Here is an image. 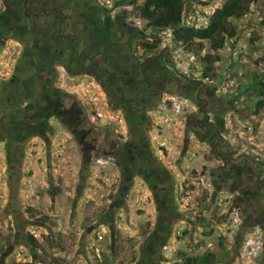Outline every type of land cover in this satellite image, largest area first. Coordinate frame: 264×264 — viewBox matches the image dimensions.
I'll return each instance as SVG.
<instances>
[{
    "label": "rangeland",
    "instance_id": "1",
    "mask_svg": "<svg viewBox=\"0 0 264 264\" xmlns=\"http://www.w3.org/2000/svg\"><path fill=\"white\" fill-rule=\"evenodd\" d=\"M95 2L113 20L118 11L122 12L124 23L136 30L135 57L165 55L172 60L174 73L201 81L225 111V141L236 153L254 159L264 169V96L258 82L264 81V66L257 63L264 57V0L251 4L249 14L234 22L237 31L221 50L203 42L190 52L172 41L170 30L156 32L145 26L138 9L143 0ZM222 3L184 0L183 24L204 28ZM155 39L159 42L152 52L138 46L140 40L152 43ZM21 54L22 45L17 40L5 41L0 49V80L12 75ZM56 72L64 105L77 101L86 115L80 128L91 132L86 141L94 150L84 175V188L76 201L82 153L76 138L54 119L49 120L53 129L50 141L45 144L33 137L20 159L8 162L4 144L0 143V264H56V260L61 264H96V253L109 264H125L153 224L155 208L147 187L137 177L125 198L126 209L118 207L114 212V236L97 226L118 192L120 174L109 160V143L127 137L122 112L109 106L91 75H68L60 66ZM193 110L188 99L169 94L162 95L147 110L150 152L171 176L174 205L184 214L163 250L168 264H182L176 260V252L188 258L212 253L214 264H264L263 251L256 258L244 254L247 239L262 245L263 232L258 227H244V217L231 202V191L214 189L210 175L217 157L210 155L206 144L185 132L186 114ZM15 185L14 199L10 196ZM17 231L20 234L16 237ZM80 251H89V258L81 256Z\"/></svg>",
    "mask_w": 264,
    "mask_h": 264
},
{
    "label": "trees",
    "instance_id": "2",
    "mask_svg": "<svg viewBox=\"0 0 264 264\" xmlns=\"http://www.w3.org/2000/svg\"><path fill=\"white\" fill-rule=\"evenodd\" d=\"M8 1L13 4V8L0 11V49L3 46L2 42L7 39L17 40L22 45V54L13 73L18 71V66L24 61L22 60L23 57L28 55L31 57L28 71L29 74H32V77L28 79L29 84L26 79L17 74L12 78L10 76L6 80H0V142H4L5 151L9 158L8 162L15 158L14 154L19 153L20 155L23 152L25 144L30 139L26 135L33 132L40 135L41 132L49 130L44 125V121L39 120L43 116L44 110L47 109V106H41L44 104L41 99H44V94L48 92V89L44 86L43 78L41 77V81L39 80L37 71L39 63L35 64L34 58H45L44 68L52 69L55 67L56 70L57 66H62L68 70L70 75L87 73L95 79L101 88L105 84L103 76L110 69L113 71L112 81L115 85L118 83L117 87L122 85L123 89L118 91V94H113L114 100L108 103L109 106H112L111 108L117 107V109L124 110L130 138L129 143L139 144V150L136 153L140 158L137 156L136 162H140L144 156L148 158V161L144 163L146 173L142 175L143 178L151 177L153 173L148 172V169L152 167L153 163L157 164L158 173L165 177L164 185L173 191L172 178L159 160L150 152L146 137V132L150 127L147 110H150L158 102V99L153 100V103L148 101L152 94L145 84L146 79L148 80L146 75L148 68L143 70L141 66H134L133 41L137 40L138 37L136 30L130 28L127 30L129 31L128 35L121 32L123 36L118 37L116 31L107 26L109 22L112 23L111 16L108 12L99 10L95 0ZM220 1L223 2L221 7L212 13L204 28L183 24L184 0H143L138 8L139 17L145 21V26L153 31L170 30L172 41L189 52L195 45L200 46L203 42L208 43L213 50H221L237 31L234 22L248 15L250 5L256 4L259 0ZM43 7H54L57 12L49 14L46 21V13L41 11ZM26 15H28L29 20H26ZM42 19L44 25L45 22L50 25L48 29L61 30L60 35L54 34L57 38L56 42L63 51L60 59H56L53 50H50L49 47L53 44L50 39L44 44L40 43L43 47L47 46L44 51L33 49L31 46L33 39L31 33L37 36V40L40 39ZM261 25L264 26V16L261 19ZM158 42L159 40L156 39L152 43L140 40L138 46L148 53L157 47ZM66 54L72 58L70 64L67 62ZM119 54L120 57L118 58ZM160 59L163 62V59ZM260 62L264 66V57L257 60L258 64ZM119 67H121L120 71H118ZM55 78H57L56 75ZM254 78L257 79L255 75ZM56 80H54V85ZM258 82L260 93L264 96V81ZM51 89L50 92L55 94L57 100L50 107L56 110V117L60 123L69 132H72L74 127L70 120H67L66 111L74 110L78 120H81L83 116L81 108L78 104H74L64 110L63 105L60 106V99H65L64 94L55 90L54 86ZM24 125L26 126L23 127ZM116 161L121 169L124 168L122 167L123 162L117 159ZM253 204L255 206L260 205L257 200H254ZM242 217H244L243 225L246 228L260 225V223L255 222V219L247 217V215L243 214ZM30 239L35 246L36 242L32 237ZM262 241L261 251H263L264 257V232ZM215 260L212 253H206L188 259L186 264H190L192 261L194 264H214Z\"/></svg>",
    "mask_w": 264,
    "mask_h": 264
},
{
    "label": "flooded vegetation",
    "instance_id": "3",
    "mask_svg": "<svg viewBox=\"0 0 264 264\" xmlns=\"http://www.w3.org/2000/svg\"><path fill=\"white\" fill-rule=\"evenodd\" d=\"M0 1L3 6L1 10L13 8V4H11L10 1ZM41 11L44 14L46 13V21L49 14L52 12H57L55 11L54 7H43ZM27 16L28 15H26V17ZM26 20H29L28 17ZM111 21L112 23L109 22L107 26H109L111 30L116 31L118 37L123 36L121 32H123L125 35L129 34V31L127 30L130 29V26H127L124 23L122 12L118 11L114 20L112 19ZM49 26L50 25H47V22H45L44 25L42 19L40 39L37 40V36L31 33V36L33 37L31 46L33 49H40L41 51H44L47 46L43 47L40 45V43L44 44L50 39L53 44L49 48L50 50H53L54 57L56 59H60L62 58L63 51L60 45L56 42L57 38L55 35H60L59 32H61V30L54 31V29H48ZM4 43L5 42H2V45H4ZM66 57L67 62L70 64L72 59L71 56L67 55ZM162 59L163 62H161L160 57L157 56H153L152 58L145 57L143 59L135 57L134 66H141L143 70L148 68L146 70L148 80L146 79L145 84L148 86V90H151L152 92L150 96L151 99H148V101L153 103V100L160 99L164 94H169L172 97L186 98L192 103L194 110L186 114L185 132L192 134L196 139L206 144L208 146L210 155L217 157L218 162L215 163L213 167L214 173L210 175V180L214 186V189L217 190L218 188L220 190L231 191L233 193L231 202L233 205H235L234 207L237 209V211L240 212V215L244 214L245 216L247 215V217L255 219V222L260 223V225L256 227L264 232V169L262 165L256 163L254 159H251L246 155L236 153L235 150L225 141V132L223 130L222 123V116L225 114V111L222 106H219L220 108L218 107V99H214L210 96L206 86L199 80H191L182 74L174 73L172 71L173 67L170 66L171 64L173 65L172 60H168L165 55L162 56ZM22 60H24L23 63H20L18 66V71L12 73L11 78L17 74L26 79V82L28 83V79L32 77V74H29L28 71L31 57L25 55ZM34 60L35 64L39 63V69L37 70L39 80L42 77L44 86L46 89H48V92L44 94V99H41V102L44 103L41 104V106H47V109L44 110V114L39 120H43L44 125H46L48 127L47 129L49 130L47 132H41V134L37 136L34 134L36 132L32 133L33 136L31 133L26 136L30 139L33 137H39L42 139V142L46 144L50 141L49 136L53 133V129L49 123V120L54 119L60 123L56 117V110L51 109L50 107L57 100L55 94L51 93L50 91L52 90L51 88L53 86L58 92L62 93V91L57 87V78H55V75L57 76V72L55 67L52 69L44 68L43 63L46 61L45 58L42 59L39 57L34 58ZM62 68L67 72L68 75H70L66 68ZM120 68L121 67L118 68V71H120ZM112 74L113 71L110 69L105 72L103 76L105 79V84H103L104 86L101 88L109 103L114 100L113 94H118V91L123 89L122 85L117 87L118 83H116L117 85L114 84L112 81ZM54 80H56L55 85ZM40 81L39 83L41 84ZM64 101V98L60 99V106L63 105L64 110L72 107L74 104H78L80 106L77 101H73L67 107L64 105ZM80 108L83 113L81 120H78L74 110L70 112L66 111V118L67 120H70L71 125L74 127L70 133L76 138L75 143L77 146H79L82 153V167L78 172L79 182L76 186V201L79 198L78 196L81 195L82 189L84 188V175L88 173V165L90 164L92 152L94 150L93 147H91L86 141V137L91 133L90 130H83L80 128L86 122V115L83 112L81 106ZM119 110L122 112V116L125 121L124 110ZM209 117H212L213 119H209ZM125 125L127 128L126 122ZM25 126L26 125L23 127ZM129 140L130 138L127 129V137L125 140L120 142L112 141L109 143V150L112 151L109 160L113 161L119 171V186L118 192H116L114 195L113 203L110 205L111 209L107 210L106 213L100 217L97 226L101 225L105 227L109 231L110 236H114V212L118 207L119 209H126L125 198L129 194L131 185H133V180L137 177L140 178L150 193V198L155 208V215L153 224H149V228L146 229L147 231L143 234L138 251H133V255L126 261L125 264H168L169 259H167V257L164 255L165 251L163 250L167 246L169 238L172 236L175 225L178 223V221H181L179 219L184 218V214L183 212H178L176 210L172 195L173 191L169 190V188L164 185L165 177H162L158 173L156 169L158 166L157 164L153 163L152 167L148 169V172H152L153 175L146 179L145 177L143 178L142 175L146 173L144 163L148 161V158L144 156L142 159H140V162H136L137 158L139 157V155L136 153L139 150V144L135 142L130 144ZM0 143L4 144V142ZM21 154L22 152L20 155ZM20 155L19 153L14 154L15 158L18 159H20ZM116 159L123 162L122 167L124 168L121 169V167L117 165ZM15 181L16 183L18 182L17 178ZM16 187L17 186L15 185L13 187V191L11 190L10 197L14 199L16 198ZM254 200H257L260 205L255 206L253 204ZM20 227H24L23 223L20 225ZM19 234V231H17L16 237ZM177 234H180V232L177 231ZM242 239L243 237H240L239 241H242ZM80 252L82 254L81 256H87L89 251ZM111 253H113V251H111ZM96 255L99 256V260H96V264H109V261L106 258L100 259V255H98V253H96ZM101 255L103 256V254ZM175 256H177L176 260L182 264H186L188 259L194 258H188L183 253L178 252H176ZM56 262V264H61L58 260H56ZM190 264H194V262L192 261Z\"/></svg>",
    "mask_w": 264,
    "mask_h": 264
},
{
    "label": "built area",
    "instance_id": "4",
    "mask_svg": "<svg viewBox=\"0 0 264 264\" xmlns=\"http://www.w3.org/2000/svg\"><path fill=\"white\" fill-rule=\"evenodd\" d=\"M261 244L253 242L251 239H247L244 243V254L246 256L256 258L261 250Z\"/></svg>",
    "mask_w": 264,
    "mask_h": 264
},
{
    "label": "clouds",
    "instance_id": "5",
    "mask_svg": "<svg viewBox=\"0 0 264 264\" xmlns=\"http://www.w3.org/2000/svg\"><path fill=\"white\" fill-rule=\"evenodd\" d=\"M261 247H262V245H261ZM261 249H262V248H261ZM260 253H261V251L259 252V255H260ZM259 255H258V256H259ZM258 256H257V257H258Z\"/></svg>",
    "mask_w": 264,
    "mask_h": 264
}]
</instances>
